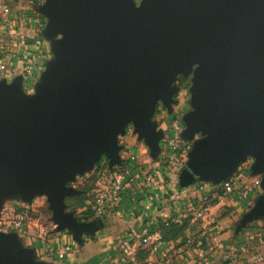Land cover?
I'll return each instance as SVG.
<instances>
[{
	"label": "crops",
	"instance_id": "0c3cea01",
	"mask_svg": "<svg viewBox=\"0 0 264 264\" xmlns=\"http://www.w3.org/2000/svg\"><path fill=\"white\" fill-rule=\"evenodd\" d=\"M67 1L88 4L93 0H42L44 12L29 0L14 1L19 9L15 25L39 26L41 34L43 29L47 33L42 35L45 45L39 57L28 58L29 52L17 47L8 53L6 68L0 72V109L15 102L22 115L32 117L45 107L50 92L66 86L67 74L80 71L98 51L96 44L77 42L74 25L60 10V3ZM7 18L0 1V41ZM191 86L198 93L186 100L180 96L168 100L167 92L154 94L148 105L133 109L125 131L113 138L111 148L85 155L62 171L64 178L79 170L94 171L106 152L109 160L133 156L160 164L166 169L160 185L147 186L140 177L128 185L119 207L104 214L93 210L78 219L75 213L65 212L67 221L59 223V231L23 240L13 235L3 244L5 261L105 264L119 254L123 237L150 230L161 237V247L152 251L136 243L135 264H264V141L221 144L220 121L203 120L208 106L204 85ZM246 88L251 101L264 109V62ZM169 132L190 144L181 164L167 162L170 151L163 137ZM233 176L238 180L235 191L223 199L213 198L211 186ZM205 201L208 210L195 218ZM61 247L66 248L64 256L58 254Z\"/></svg>",
	"mask_w": 264,
	"mask_h": 264
},
{
	"label": "water",
	"instance_id": "95a60500",
	"mask_svg": "<svg viewBox=\"0 0 264 264\" xmlns=\"http://www.w3.org/2000/svg\"><path fill=\"white\" fill-rule=\"evenodd\" d=\"M60 6L77 42L99 49L80 71L67 74L66 86L50 92L45 107L32 117L22 115L15 102L0 109V172L27 167L28 179L40 175L61 207L63 183L75 176L64 178L62 171L85 155L111 148L133 109L170 89L166 76L204 57L203 75L195 81L204 85L208 102L203 120L220 121L223 145L264 141V109L246 88L264 62L254 54L264 49V0H154L153 8L166 20L161 28L127 0ZM37 8L44 12L43 3ZM122 160L111 158L109 165ZM61 213L60 224L67 221ZM3 244L0 264H8Z\"/></svg>",
	"mask_w": 264,
	"mask_h": 264
},
{
	"label": "rangeland",
	"instance_id": "374dc122",
	"mask_svg": "<svg viewBox=\"0 0 264 264\" xmlns=\"http://www.w3.org/2000/svg\"><path fill=\"white\" fill-rule=\"evenodd\" d=\"M138 13L147 12L156 27H166L164 15L153 8L154 0H127ZM215 41L209 36L207 45L212 46ZM257 56H264V49L259 48L254 52ZM206 58L193 60L185 69L174 70L166 76L170 85L169 99L183 97L185 100L195 93V81L202 77V69ZM109 163V156H104L98 161L94 171L86 173L79 170L74 178H69L63 183L64 192L61 194V207L55 204L48 188L43 184L40 175L29 180L27 167L17 170L4 168L0 172V245L6 243L13 235L19 240L33 236H47L61 229V212H73L80 219L91 213L86 200L88 193L97 186V180L103 168ZM24 168V169H23ZM13 173L15 175H13ZM24 173L25 175H22Z\"/></svg>",
	"mask_w": 264,
	"mask_h": 264
},
{
	"label": "built area",
	"instance_id": "2783aa9c",
	"mask_svg": "<svg viewBox=\"0 0 264 264\" xmlns=\"http://www.w3.org/2000/svg\"><path fill=\"white\" fill-rule=\"evenodd\" d=\"M0 1L2 2V8L8 16V24L6 25L4 36H2L0 41V72H2L7 65L6 57L13 47L29 52L27 54L28 58H35L44 52L45 42L39 26H28V28L22 29L13 23L16 17L15 14L19 11L14 3L15 0ZM29 1L35 3L36 10L42 2V0ZM30 46H34L35 48L33 49ZM174 127H179L178 120L175 122ZM163 142L167 150L170 151V154L167 156L169 164L174 162L181 164L185 162L190 148L188 141L169 132L164 135ZM165 170L160 164L141 162L133 156L125 158L121 163L114 164L113 166H110L108 163L97 180V186L88 193L87 203L96 213L104 214L108 208L119 207L129 184L142 177L147 186L160 185L165 179ZM237 183L236 176L226 178L220 183L211 186V196L215 199H223L235 191ZM208 208L209 203L205 201L196 211L195 218L202 217ZM166 224H169V222H166ZM136 243L146 245L152 251H158L162 241L157 232H151L150 230L143 232L132 231L128 236L121 239L119 254L109 259L105 264H135L133 256L134 245ZM65 253V247L58 249L60 256H64Z\"/></svg>",
	"mask_w": 264,
	"mask_h": 264
},
{
	"label": "trees",
	"instance_id": "16d2710c",
	"mask_svg": "<svg viewBox=\"0 0 264 264\" xmlns=\"http://www.w3.org/2000/svg\"><path fill=\"white\" fill-rule=\"evenodd\" d=\"M34 4H35V3H34ZM87 199H88V198H87ZM86 202H87V200H86ZM87 204H88V203H87ZM90 210H91V213H92L93 210H92V209H90Z\"/></svg>",
	"mask_w": 264,
	"mask_h": 264
}]
</instances>
